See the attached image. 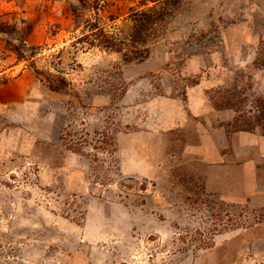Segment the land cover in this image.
<instances>
[{"label":"rangeland","instance_id":"obj_1","mask_svg":"<svg viewBox=\"0 0 264 264\" xmlns=\"http://www.w3.org/2000/svg\"><path fill=\"white\" fill-rule=\"evenodd\" d=\"M0 264H264V0H0Z\"/></svg>","mask_w":264,"mask_h":264}]
</instances>
